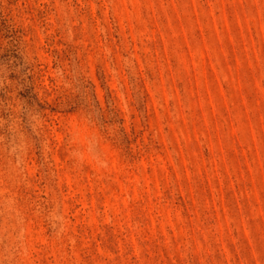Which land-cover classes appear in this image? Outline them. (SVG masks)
<instances>
[{
	"label": "rangeland",
	"instance_id": "rangeland-1",
	"mask_svg": "<svg viewBox=\"0 0 264 264\" xmlns=\"http://www.w3.org/2000/svg\"><path fill=\"white\" fill-rule=\"evenodd\" d=\"M0 264H264V0H0Z\"/></svg>",
	"mask_w": 264,
	"mask_h": 264
}]
</instances>
